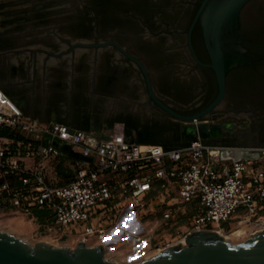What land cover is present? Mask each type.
Here are the masks:
<instances>
[{
  "label": "flooded vegetation",
  "instance_id": "af4514ba",
  "mask_svg": "<svg viewBox=\"0 0 264 264\" xmlns=\"http://www.w3.org/2000/svg\"><path fill=\"white\" fill-rule=\"evenodd\" d=\"M79 1L85 6L82 14H61L51 25L45 22L46 4H35L32 20L38 27L30 28V17H26L28 30L11 33L9 29L0 35V86L13 93L25 114L40 121L87 126L101 134L116 123H121L124 130V122L116 121L123 118L136 124L138 130L147 131L145 137L155 142H186L191 132L185 123L173 119L149 99L140 68L113 44H91H118L142 62L161 101L178 113L196 114L215 97L209 83L216 81L211 68L195 61L188 44L190 25L186 26L201 0ZM20 20L23 18L15 21ZM192 36L191 32L194 51L205 61L199 60L209 63L200 23L196 50ZM227 36H235L247 54L264 56V0H248L239 12L238 27ZM181 38L185 39L183 43ZM175 42L177 47L172 49ZM107 50L119 55L113 64L107 62L110 54L107 61H101ZM79 51L87 59L83 66L75 56ZM17 57L22 64L19 70L13 64ZM129 68L137 79L124 75ZM91 108H96L100 116L90 113ZM234 117L247 122L239 125ZM202 122L221 128L225 124L235 126L204 137L208 144L236 149L264 146V58L228 70L224 97ZM131 134L135 139V131Z\"/></svg>",
  "mask_w": 264,
  "mask_h": 264
},
{
  "label": "built area",
  "instance_id": "2783aa9c",
  "mask_svg": "<svg viewBox=\"0 0 264 264\" xmlns=\"http://www.w3.org/2000/svg\"><path fill=\"white\" fill-rule=\"evenodd\" d=\"M0 128L8 131L0 134V207L45 211L43 229L60 237L75 234L86 243L93 236L103 249L115 250L117 242L138 249L151 244L154 232L132 230L121 218L140 223L143 215H159L168 229L181 217L190 218L180 238L163 248L190 231L223 232L233 221L250 222L252 234L264 230V146L239 149L255 156L233 159L222 153L236 148L198 137L171 148L138 143L125 135L121 123L99 134L40 121L1 87ZM62 146L76 157L62 152ZM61 167L65 181L54 177Z\"/></svg>",
  "mask_w": 264,
  "mask_h": 264
},
{
  "label": "water",
  "instance_id": "95a60500",
  "mask_svg": "<svg viewBox=\"0 0 264 264\" xmlns=\"http://www.w3.org/2000/svg\"><path fill=\"white\" fill-rule=\"evenodd\" d=\"M248 0H201L196 14L187 31L188 44L195 61L214 71L217 93L202 111L185 115L176 112L153 92L148 73L142 62L114 42L95 43L93 46L113 44L141 70L148 91L149 99L175 120L185 123L193 137L215 136L222 130L235 127L233 124H208L202 119L221 103L225 93L226 74L233 66L249 63L264 58L262 55L247 54L238 45L233 34L238 27L241 8ZM199 21L209 63H203L197 57L192 44L191 32ZM90 45V44H89ZM197 121V122H195ZM233 132V131H231ZM108 139L107 134H102ZM60 150L76 157L67 146ZM224 158H252L255 155L239 149L227 150L222 153ZM83 159H89L81 156ZM184 243L180 242L159 250L155 255L135 264H264V230L255 232L253 236L242 242L230 243L214 231L194 230L185 235ZM0 264H118L103 256L101 245H86L78 241L75 248L54 246L45 241L30 244L26 240L4 230H0Z\"/></svg>",
  "mask_w": 264,
  "mask_h": 264
},
{
  "label": "rangeland",
  "instance_id": "374dc122",
  "mask_svg": "<svg viewBox=\"0 0 264 264\" xmlns=\"http://www.w3.org/2000/svg\"><path fill=\"white\" fill-rule=\"evenodd\" d=\"M35 4H46L44 7V11L46 18L45 22L47 25H51V23H53V20H55L56 17L60 16L61 14L66 13L70 16L76 17L77 15H80L85 11L83 8L85 7L83 6V2L79 0H0V35L2 36V34L9 29L11 30V33L21 30H28L29 21H27L26 17H30V28L38 27L37 24H35L37 21L33 22L32 20L34 18L32 8ZM19 18H23V20L15 21ZM97 20L100 21V19ZM63 32H65V29H63ZM24 35L28 36V33H25ZM184 40V38H181L180 43H183ZM176 44L177 43L175 42L172 45V49L177 47ZM30 47L34 48L38 46L32 45ZM112 53V50L104 51L101 61L103 63L107 61V54H110L111 58L107 62L113 64L116 61L115 59L118 58L119 55H113ZM14 56L16 57V55ZM75 56L76 58H78V64L82 66L87 61L86 56L81 51L76 52ZM13 64L18 70L19 68L21 69L22 64L19 61L18 57L14 58ZM61 65H64V63H62ZM124 75L128 76L131 79H137L135 77L136 74L132 72L131 68H129ZM89 112L98 114L100 116V112H98L96 108H91ZM234 122L238 123L239 125H245L247 120L245 118L234 117ZM56 173L57 174L54 176L55 179H60V181L66 180V175L63 171H61L60 168L56 169ZM1 181L2 178L0 176V182ZM34 210L35 209L30 210L26 213L19 209H16L15 207H0V230L10 231V233L26 240L30 244H33L36 241H45L54 246H65L69 249L75 248L78 242V238L75 234L60 237L53 232L45 231L43 229V224L45 221L42 223L38 218L33 217L35 212ZM121 219L124 221L126 227H130L132 230L143 233H154L152 236L151 244H148L145 247H143L142 245L139 246L140 248L138 249L139 251H141V253L134 256L133 258L128 257V254L132 253L133 251L138 252L136 246L117 242L113 247L116 252H113L112 250H110V248L103 249V256L105 258L119 264H135L145 258L155 255L158 250L162 249L166 244L179 239V236H181L185 232L187 225L190 222L189 217H181L178 223L176 222V224H174L173 222V227L168 229L167 226H163L164 222L159 215H143L141 217L138 216V221L140 223H137V221L132 217H122ZM253 230L254 228L252 227V224H250V222L240 224L233 221L223 227L222 237L224 240L230 243L242 242L247 238L253 236ZM85 242L86 245L90 246L98 244L96 243V238L93 236L87 237Z\"/></svg>",
  "mask_w": 264,
  "mask_h": 264
},
{
  "label": "trees",
  "instance_id": "16d2710c",
  "mask_svg": "<svg viewBox=\"0 0 264 264\" xmlns=\"http://www.w3.org/2000/svg\"><path fill=\"white\" fill-rule=\"evenodd\" d=\"M196 9H197V7L194 9V11H193V13H192V17H193V15H194ZM192 17H191L189 23L187 24L186 29L189 27L190 22H191V20H192ZM78 26L80 27V25H78ZM198 29H199V23L197 22V23L195 24L194 28H193V31H192V35H193V36H192V39H193V46H194V48H195V46H196V43H195V35H196V32L198 31ZM195 50H196V48H195ZM195 52H196L198 58H199L201 61H205V60H204V59H203V58L197 53V51H195ZM209 90L212 91V92L214 91V92H215V95H216V93H217V84H216V81H215V80H211V82L209 83ZM57 121H58V120H57ZM116 121H117V122H124V125H125V127H124V133H125L126 136H131V135H132V134H131L132 131H135V133H136V137H135V139H133L132 136H131V138H132L133 140L137 141L138 143H157V144H161V145L164 146L165 148H171V147L179 146V145H168V144H164V143H160V142H155V141H153V140H151V139L145 137V135L148 134L147 131H145V130H144V131H143V130H138L136 124H133V123H130V122H125V120H124L123 118H117ZM59 122H61V121H59ZM79 128H80V129L88 130V127H87V126H79ZM0 134H1V135H8V131H7L5 128H0ZM153 134H154V133H153ZM193 139H195V137L190 136L186 142H184V143H182V144H180V145L188 144V143H189L190 141H192ZM60 169H61V171H63V168H62V167H61ZM34 211H35V212H34V216H35L36 218H38V219L43 223V222L45 221V218H46L45 214L43 213L44 211H42V210H37V209H35Z\"/></svg>",
  "mask_w": 264,
  "mask_h": 264
},
{
  "label": "crops",
  "instance_id": "0c3cea01",
  "mask_svg": "<svg viewBox=\"0 0 264 264\" xmlns=\"http://www.w3.org/2000/svg\"><path fill=\"white\" fill-rule=\"evenodd\" d=\"M1 88H2V86H0ZM4 91H5V93L9 96V97H11L12 99H13V101L15 102V100H14V98H13V93H10V92H8L7 90H5L4 88H2ZM16 103V102H15ZM17 104V103H16ZM18 105V104H17ZM19 106V105H18ZM27 115V114H26ZM44 214H45V216H46V212L44 211L43 212ZM33 217H35L34 215H33ZM36 218V217H35ZM121 228H122V226L120 225L117 229H115V232L116 231H121ZM8 232H10V231H8ZM15 233V232H14ZM94 244V243H93ZM110 250H112L113 252H116V250H113V249H110ZM136 254H139V253H137V252H135V251H133L132 253H130L129 255H136Z\"/></svg>",
  "mask_w": 264,
  "mask_h": 264
},
{
  "label": "bare ground",
  "instance_id": "6f19581e",
  "mask_svg": "<svg viewBox=\"0 0 264 264\" xmlns=\"http://www.w3.org/2000/svg\"><path fill=\"white\" fill-rule=\"evenodd\" d=\"M214 232H216L217 234L223 236L222 231H220V230H219V231H214ZM184 238H185V237H183V238L181 239V241H180L181 243H184V242H185V241H184ZM159 250H161V249H159ZM159 250H158V251H159Z\"/></svg>",
  "mask_w": 264,
  "mask_h": 264
}]
</instances>
